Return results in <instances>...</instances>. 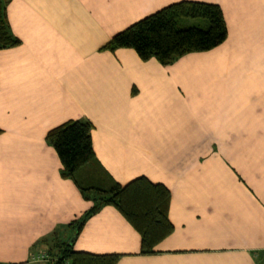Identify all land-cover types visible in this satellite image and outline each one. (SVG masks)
I'll return each instance as SVG.
<instances>
[{
  "label": "crops",
  "instance_id": "1",
  "mask_svg": "<svg viewBox=\"0 0 264 264\" xmlns=\"http://www.w3.org/2000/svg\"><path fill=\"white\" fill-rule=\"evenodd\" d=\"M176 1H8L19 43L0 49V263L69 239L92 205L44 138L84 118L96 162L78 174L163 184L172 231L139 254L138 233L102 205L72 249L118 253L116 264H264V0H196L220 7L226 37L165 65L100 49Z\"/></svg>",
  "mask_w": 264,
  "mask_h": 264
},
{
  "label": "trees",
  "instance_id": "2",
  "mask_svg": "<svg viewBox=\"0 0 264 264\" xmlns=\"http://www.w3.org/2000/svg\"><path fill=\"white\" fill-rule=\"evenodd\" d=\"M0 0V49L18 45L10 31L6 4ZM226 37V25L220 7L215 3L180 0L170 3L114 33L100 49L131 48L141 60L154 58L168 64L193 51H205ZM91 123L87 119H70L45 133V141L54 149L60 164V175L70 178L81 192L91 193L92 205L79 219L72 221V235L52 242L46 254L48 264H116L120 254H94L72 249V241L83 220L102 205L113 206L139 235V254L155 253L154 246L172 231L167 211L170 193L161 183L144 176L125 184L111 179L92 183L83 167L96 162L91 146ZM47 253V252H46Z\"/></svg>",
  "mask_w": 264,
  "mask_h": 264
},
{
  "label": "rangeland",
  "instance_id": "3",
  "mask_svg": "<svg viewBox=\"0 0 264 264\" xmlns=\"http://www.w3.org/2000/svg\"><path fill=\"white\" fill-rule=\"evenodd\" d=\"M52 241L51 242H54V241H57V240H60L59 238L57 239L56 237H54L53 239H51ZM50 244H49V246L47 247V250H44V252L43 253H41V255L39 256V257H42V258H38V259H35L36 258V256L37 255H39L40 253H37V252H32L29 256H28V263L27 264H48V262L47 261H45L46 260V255L44 256V254L46 253V254H48V251H50L51 249H50ZM29 251L31 252V251H33V249L32 248H30L29 249ZM49 255V254H48ZM33 262H35V263H33ZM22 264H25V263H22Z\"/></svg>",
  "mask_w": 264,
  "mask_h": 264
},
{
  "label": "built area",
  "instance_id": "4",
  "mask_svg": "<svg viewBox=\"0 0 264 264\" xmlns=\"http://www.w3.org/2000/svg\"><path fill=\"white\" fill-rule=\"evenodd\" d=\"M40 255H41V253L39 255H37L35 259L42 258V257H39ZM0 264H14V263H0Z\"/></svg>",
  "mask_w": 264,
  "mask_h": 264
}]
</instances>
